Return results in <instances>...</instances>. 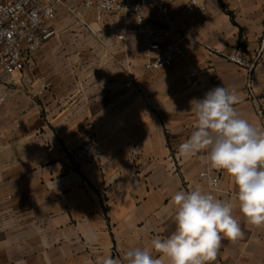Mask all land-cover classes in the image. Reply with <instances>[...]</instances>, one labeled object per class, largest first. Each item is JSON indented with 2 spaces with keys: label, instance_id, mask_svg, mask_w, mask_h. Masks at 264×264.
Here are the masks:
<instances>
[{
  "label": "crops",
  "instance_id": "0c3cea01",
  "mask_svg": "<svg viewBox=\"0 0 264 264\" xmlns=\"http://www.w3.org/2000/svg\"><path fill=\"white\" fill-rule=\"evenodd\" d=\"M204 15L171 7L184 56L205 88L226 86L236 110L264 129V0H200ZM160 23L162 16L150 11ZM61 33L34 54L29 76H46L45 90L26 80L0 106V264H98L175 230L172 196L200 188L231 203L243 235L222 239L213 264H264V226L247 222L231 177L202 157L184 159L178 146L195 129L193 89L181 60L151 70L142 37L107 17L86 40L59 11ZM241 44L251 73L223 57ZM219 50L221 53H217ZM133 80L132 87L124 83ZM95 133L101 163L75 166L69 149ZM206 173L201 178V173ZM217 177L214 188L210 179ZM156 256L157 254H153Z\"/></svg>",
  "mask_w": 264,
  "mask_h": 264
},
{
  "label": "clouds",
  "instance_id": "9594fccd",
  "mask_svg": "<svg viewBox=\"0 0 264 264\" xmlns=\"http://www.w3.org/2000/svg\"><path fill=\"white\" fill-rule=\"evenodd\" d=\"M189 103L196 124L178 146L179 156L205 153L202 159L211 168L231 177L240 214L249 224L264 226V129L240 116L238 97L226 86ZM172 204L175 230L170 235L152 238L150 247L129 249L122 259L104 257L98 264H213L222 239L243 235L233 205L210 192L177 190Z\"/></svg>",
  "mask_w": 264,
  "mask_h": 264
},
{
  "label": "built area",
  "instance_id": "2783aa9c",
  "mask_svg": "<svg viewBox=\"0 0 264 264\" xmlns=\"http://www.w3.org/2000/svg\"><path fill=\"white\" fill-rule=\"evenodd\" d=\"M179 2L183 3L186 15L207 12V6L200 0H0V98L3 100L0 106L9 100L12 88L25 80L39 90L51 87L46 76L31 78L28 73L34 54L61 33L60 10L72 19L74 33L84 32L86 40L103 32L107 17L123 22L124 29L117 39L123 41L128 32L142 37L148 69L170 68L181 60L191 87L205 96L208 90L199 71L184 56L181 42L185 36L177 31L171 16V7ZM150 11L162 16L165 22L155 21ZM217 53L221 52L217 50ZM223 57L251 73L262 55L249 58L243 45L238 44ZM133 85V80L124 83L127 88ZM69 157L78 167L99 165L101 151L95 133L91 132L82 143L69 149ZM206 176L204 172L200 174L201 178ZM210 184L217 188L220 180L211 178Z\"/></svg>",
  "mask_w": 264,
  "mask_h": 264
},
{
  "label": "rangeland",
  "instance_id": "374dc122",
  "mask_svg": "<svg viewBox=\"0 0 264 264\" xmlns=\"http://www.w3.org/2000/svg\"><path fill=\"white\" fill-rule=\"evenodd\" d=\"M123 23V22H122ZM19 84V83H18ZM31 87H33L31 84H29Z\"/></svg>",
  "mask_w": 264,
  "mask_h": 264
}]
</instances>
